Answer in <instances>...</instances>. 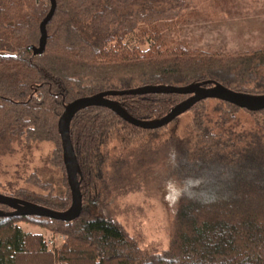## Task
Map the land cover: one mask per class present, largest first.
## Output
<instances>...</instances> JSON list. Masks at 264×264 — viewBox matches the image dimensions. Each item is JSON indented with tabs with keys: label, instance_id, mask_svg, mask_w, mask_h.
<instances>
[{
	"label": "trees",
	"instance_id": "trees-1",
	"mask_svg": "<svg viewBox=\"0 0 264 264\" xmlns=\"http://www.w3.org/2000/svg\"><path fill=\"white\" fill-rule=\"evenodd\" d=\"M191 1L57 0L45 52L34 55L29 46L39 44L50 0H0V51L16 54L0 56V154L12 153L14 144L23 140L51 142L53 163L62 169L66 186L58 195L12 196L56 210L70 207L58 121L65 105L77 98L110 89L206 80L240 92L264 93V47L211 52L192 47L180 36L178 19ZM137 31L140 37L150 35L146 50L121 45ZM188 97L112 98L133 116L154 120ZM210 100L219 103L216 119L208 113ZM189 110L196 112L191 133L174 137L164 147L166 166L180 190L170 249H142L119 220L86 204L85 197L103 182L97 167L115 131L132 136L144 131L107 107L91 106L79 111L70 126L85 203L80 216L70 222L0 217V264H264V109L252 112L205 99ZM239 111L254 118L252 127L237 128ZM0 209L11 210L1 204ZM20 222L67 236V242L50 252L44 237L25 233Z\"/></svg>",
	"mask_w": 264,
	"mask_h": 264
},
{
	"label": "rangeland",
	"instance_id": "rangeland-1",
	"mask_svg": "<svg viewBox=\"0 0 264 264\" xmlns=\"http://www.w3.org/2000/svg\"><path fill=\"white\" fill-rule=\"evenodd\" d=\"M234 30L236 33L233 35L224 30V38L203 39L210 41L209 46L192 44L199 41L197 37L189 41L193 47L212 52H240L264 47V44L250 46L240 43L248 39L256 41L258 35L264 37V29ZM132 36L128 35L124 41ZM149 36L140 37L138 31L135 34L141 49L149 47ZM124 41L121 45L125 44ZM233 41L240 44H233ZM222 42L224 44L220 45ZM218 104L216 100L207 102L208 113L213 119L220 114ZM195 113V110H189L167 126L138 131L136 136L126 130L115 131L97 167V174L103 182H100L94 195L85 197L86 204L92 210L102 208L119 220L142 249L163 252L171 248L176 231L175 212L180 190L171 168L166 166L168 157L164 147L174 137L191 133ZM237 118V128L252 127L254 118L247 112L239 111ZM54 149L55 145L51 142L23 140L14 144L12 153L0 154V193L12 195L22 192L37 197L63 193L66 190L63 171L53 163ZM140 149L151 152H142ZM139 159L141 164L138 163ZM19 225L25 233L42 235L50 252H58L67 242L65 236L64 244L60 239L58 245L52 247L47 240L60 237L61 234L27 222H20Z\"/></svg>",
	"mask_w": 264,
	"mask_h": 264
},
{
	"label": "water",
	"instance_id": "water-1",
	"mask_svg": "<svg viewBox=\"0 0 264 264\" xmlns=\"http://www.w3.org/2000/svg\"><path fill=\"white\" fill-rule=\"evenodd\" d=\"M50 2V11L40 25L41 37L39 44L37 46H29V49L33 51L34 55H41L46 49L48 39L47 25L53 18L57 8V0H50ZM15 55V53L0 51V56ZM172 93L189 94V97L173 107L171 111L162 118L154 120H142L133 116L118 101L112 98L122 95ZM205 99L223 100L252 112L264 109V93L251 94L240 92L229 88L220 82L212 80L191 83L185 86L159 84L144 85L122 90L110 89L90 96L77 98L66 104L58 121V131L61 136L63 160L72 195L70 207L66 210H56L23 198L0 193V204L11 209L9 211L0 209V217L42 216L70 222L80 216L84 207L81 180L79 179L81 169L70 134L71 121L79 111L91 106H104L115 112L119 117L133 126L144 130H153L167 126L177 117L187 112L196 103Z\"/></svg>",
	"mask_w": 264,
	"mask_h": 264
},
{
	"label": "crops",
	"instance_id": "crops-1",
	"mask_svg": "<svg viewBox=\"0 0 264 264\" xmlns=\"http://www.w3.org/2000/svg\"><path fill=\"white\" fill-rule=\"evenodd\" d=\"M254 28L264 29V0H192L178 19L177 31L190 45L189 40L197 37L199 41L192 44L209 46L210 41L203 39L207 37L224 38V30L233 35L236 33L234 29ZM255 39L256 41L248 39L240 43L250 46L264 44L263 36L258 35ZM232 43L240 44L234 41ZM222 44L224 43L220 45Z\"/></svg>",
	"mask_w": 264,
	"mask_h": 264
},
{
	"label": "built area",
	"instance_id": "built-area-1",
	"mask_svg": "<svg viewBox=\"0 0 264 264\" xmlns=\"http://www.w3.org/2000/svg\"><path fill=\"white\" fill-rule=\"evenodd\" d=\"M124 43H125L124 44L125 47L130 48V49L137 47V46L139 47L140 45L138 39L135 38V34H133L132 38H130L128 41H124ZM60 239H62L63 244L66 242V237L64 235H61L60 237L58 236L56 238L51 237L47 240V242L48 244H50V246L54 247L58 245L57 243H59Z\"/></svg>",
	"mask_w": 264,
	"mask_h": 264
},
{
	"label": "bare ground",
	"instance_id": "bare-ground-1",
	"mask_svg": "<svg viewBox=\"0 0 264 264\" xmlns=\"http://www.w3.org/2000/svg\"><path fill=\"white\" fill-rule=\"evenodd\" d=\"M186 8V7H185ZM4 206V205H3ZM47 218V217H46Z\"/></svg>",
	"mask_w": 264,
	"mask_h": 264
}]
</instances>
